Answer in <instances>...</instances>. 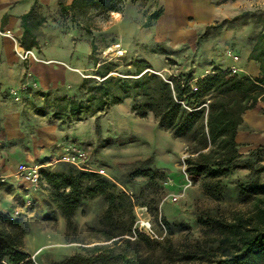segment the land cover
Masks as SVG:
<instances>
[{"label": "rangeland", "instance_id": "1", "mask_svg": "<svg viewBox=\"0 0 264 264\" xmlns=\"http://www.w3.org/2000/svg\"><path fill=\"white\" fill-rule=\"evenodd\" d=\"M48 1L49 5L54 3V0ZM126 1L119 4L121 11L116 19L112 18L109 10L99 6L89 7L83 12L71 11L65 19V22L72 19L73 26L88 28L97 42L96 55L102 59L120 57L115 47L120 44L126 58L119 69L111 73L115 76H125V71L130 69L125 64L138 57H145L163 77L191 71L197 78L199 70L229 69L227 67L234 62L229 50L234 51L236 45L257 30L252 22L237 28L236 32L218 27L224 19L218 6L214 22H201L195 10L197 0ZM261 5L264 6V0H248L242 6L257 10ZM157 9H163L165 15L154 21V26L145 27L149 15ZM224 13H229L228 6L224 7ZM156 43L172 47L173 52L169 55L150 52L148 47ZM41 52L34 51L36 58L31 55L22 57L23 50L16 54L30 66L32 61L42 60ZM80 53L82 55V49ZM57 56L64 58L61 54ZM72 58L66 59L69 64L66 66L34 65V71L40 68L41 74L48 76L36 77L28 71L20 82L2 90L0 96V172L6 176V180L0 182V211L21 220L27 227L25 250L31 254L30 264H52L82 252L86 246L98 242L113 244V240H104L107 235L101 219L108 204L102 197H97L85 200L77 211L74 218L77 230L71 233L77 241H68L65 237L66 221L51 204L49 184L42 178L37 185L25 180L19 174L24 165L39 172L42 168L68 170L74 166L98 172L115 182L118 191L127 193L133 205L130 210L126 203L116 214L117 231L128 225L131 211L134 217L132 230L139 216L149 214L162 236L156 240L149 238L153 242L148 243L140 239L143 234L133 238L131 230L121 236L117 249L137 253L148 263L178 264L179 254L196 247V242H200L203 248L217 247L218 243L212 239L219 233L211 226L213 221L210 218L224 217L231 221L237 214L250 215L254 211V199L240 197L238 182L248 181L255 175L247 169L234 170L222 178V198H212L200 182H194L187 176L188 140L175 138L159 129L152 113L145 118L137 117L131 109V99L81 120L57 118L54 115L57 109L52 101L54 97L67 94L84 98L85 92L80 89L82 79L93 76L95 72L91 60L82 67H74L80 64L74 58V52ZM236 64L245 67L244 60ZM45 94L49 95L53 106L47 107L49 114L42 115L36 107L46 105ZM109 138L112 139L111 144L106 141ZM257 146L245 148L242 144V157H249L250 149ZM74 148L86 153L85 160H68L67 153L71 151L74 154ZM254 159L256 163L264 164V152L254 155ZM144 162L158 170V178L154 182L144 177L130 179V171ZM261 179L264 180V175ZM155 206L158 207V218L152 212ZM141 208H145L147 214ZM163 218L172 225L182 224L183 227L169 235ZM206 220L210 223L202 222ZM126 239L131 243L126 244ZM186 264L205 263L193 261Z\"/></svg>", "mask_w": 264, "mask_h": 264}, {"label": "trees", "instance_id": "2", "mask_svg": "<svg viewBox=\"0 0 264 264\" xmlns=\"http://www.w3.org/2000/svg\"><path fill=\"white\" fill-rule=\"evenodd\" d=\"M122 0H73L65 5L59 0L61 15L83 12L89 7H102L112 11H121ZM163 15V9L153 11L145 27H152L154 21ZM74 16V15H73ZM23 34L19 40L25 51L40 45L36 31L45 21L33 6L21 17ZM253 23L256 32L251 37L252 49L249 58L255 61L260 75H241L229 69L213 68L203 77L195 78L191 71L163 77L154 70L145 57L135 58L125 65L130 67L125 76H115L125 61V55L102 59L96 55L97 44L93 38L89 60L95 72L91 77L82 79L80 89L85 92L82 99L67 94L58 95L52 100L57 109L54 115L61 119L81 120L87 116L106 112L110 107L120 105L127 99L132 100L131 109L139 118L152 113L159 129L171 133L175 138L188 140L189 156L185 159L187 176L194 182H200L204 191L216 200L223 196L222 178L234 170L247 169L254 174L248 181L238 182V193L244 199H254V211L246 216L237 214L228 221L224 217L210 218L211 226L218 229L219 236L212 239L217 247L203 248L200 242L196 247L182 251L178 257L180 263L200 261L205 264H264V164L256 163L254 155L264 152V144L252 150L249 157H242L237 141L239 129L243 125L244 115L264 103V10H245L239 15L223 19L218 27L228 29ZM207 33V31H206ZM205 33V34H206ZM149 48L152 53L169 55L173 49L164 43H156ZM99 78V79H97ZM196 87L197 89H194ZM1 88V85H0ZM46 105L36 107L39 114H49L52 101L48 94ZM108 144L112 139L106 140ZM142 163L129 173L130 179L144 177L149 182L158 178V170ZM41 178L50 188V200L66 221L68 241H77L71 233L76 232L75 215L83 202L102 197L108 207L101 219L106 229L105 241L86 246L82 252H76L52 264H153L148 263L137 253L127 249L118 250L121 236L131 232L134 217L130 211V222L117 231L115 216L126 203L132 205L131 198L125 192H119L117 184L95 171H87L74 166L68 170L42 168ZM158 218V207L152 208ZM169 235L183 227L172 225L163 218ZM210 223V221H202ZM116 229V230H115ZM27 227L19 219H11L9 214L0 211V264H30L31 254L25 250ZM140 239L152 243L146 235ZM130 244L129 239L125 240ZM185 262V263H184Z\"/></svg>", "mask_w": 264, "mask_h": 264}, {"label": "crops", "instance_id": "3", "mask_svg": "<svg viewBox=\"0 0 264 264\" xmlns=\"http://www.w3.org/2000/svg\"><path fill=\"white\" fill-rule=\"evenodd\" d=\"M61 1L68 6L71 5L73 0ZM131 1L127 0L126 2L130 3ZM48 2V0H0V96L2 90L20 82L28 71L36 77H41L42 75L44 77L48 76L41 74L40 68L34 71V65L59 64L66 66L69 65L66 59H73V52L74 58L76 57L80 64V66L74 67H82L88 63L92 49L91 43L94 37L90 35L87 27L73 26L72 19L69 22H65V19L70 16L71 10L68 15L62 16L58 4L59 0H54L52 5H49ZM247 2L248 0H197L195 10L201 22L205 23L207 21V23H211L215 21L214 13L217 6L220 8V13L225 19L239 15L245 10H253L247 6H242L244 3L246 5ZM33 6L36 7L40 15L45 17V21L36 31L40 50L37 48L32 49L36 52L42 51L43 58L40 61H32L30 66H27L18 58L16 53L17 51L24 50L19 42L23 34L21 17ZM227 6L229 13L225 14L224 7ZM261 6V9L264 10V6ZM231 9L237 12L234 14L230 13L232 12ZM111 13L113 19L120 16V11H112ZM237 28H231L230 31L236 32ZM252 35L250 34L249 37L245 38L243 43L236 45L234 51L229 50V56L233 58L234 62L227 68L229 70L235 69V73L241 75L256 77L260 75L259 66L249 58L252 49V42L250 40ZM95 43L97 44L96 41ZM81 49L83 50L82 55L81 53L79 54ZM58 54L63 55L64 58H60L57 56ZM241 60L245 61V67L236 64V62ZM193 69L195 72L197 71L195 67ZM212 69L199 70V74H196L197 78L203 77L211 72ZM237 141L243 144L245 148L260 145L264 141L263 102H259L255 108L245 113L243 125L237 135Z\"/></svg>", "mask_w": 264, "mask_h": 264}, {"label": "built area", "instance_id": "4", "mask_svg": "<svg viewBox=\"0 0 264 264\" xmlns=\"http://www.w3.org/2000/svg\"><path fill=\"white\" fill-rule=\"evenodd\" d=\"M115 47L117 48V54L119 56L124 55V51L122 49H120V44H116ZM29 55L34 56L36 58V55L34 53L33 50H28L25 51L23 50V53H21V56L26 58ZM234 73H235V69H233ZM194 89H197L196 87H194ZM17 93V92H15ZM74 154L71 153V151H68L67 153V158L69 161L72 162H76V160H85L86 158V153L82 150V149H76L74 148ZM19 174L28 182H30L33 185H37L40 180H41V174L38 171V169H35L33 167H27V166H22L19 170ZM6 180V176L4 174H2L0 172V182H4ZM143 209L145 212V214H147V211L145 208H141ZM144 214V215H145ZM11 219H15L14 216L11 217ZM132 237H137L138 234H143L146 235L147 237H149L152 240H156V239H160L162 238V236L159 235V233L157 232L154 224L151 221V217L149 214L145 215V216H139L136 224L132 230Z\"/></svg>", "mask_w": 264, "mask_h": 264}]
</instances>
